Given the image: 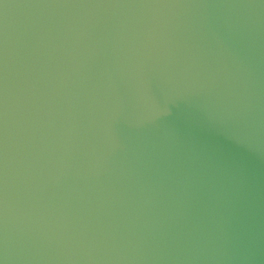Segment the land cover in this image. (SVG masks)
Wrapping results in <instances>:
<instances>
[{
    "label": "water",
    "instance_id": "water-1",
    "mask_svg": "<svg viewBox=\"0 0 264 264\" xmlns=\"http://www.w3.org/2000/svg\"><path fill=\"white\" fill-rule=\"evenodd\" d=\"M0 264H264V0H0Z\"/></svg>",
    "mask_w": 264,
    "mask_h": 264
}]
</instances>
